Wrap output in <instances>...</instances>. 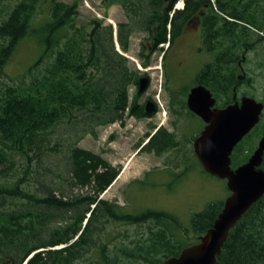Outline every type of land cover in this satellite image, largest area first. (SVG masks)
I'll list each match as a JSON object with an SVG mask.
<instances>
[{"label":"trees","instance_id":"trees-1","mask_svg":"<svg viewBox=\"0 0 264 264\" xmlns=\"http://www.w3.org/2000/svg\"><path fill=\"white\" fill-rule=\"evenodd\" d=\"M177 2L122 0L126 21L117 27L120 48L127 49L131 33L145 31L152 48L162 50L160 44L180 33L177 16L190 15L203 0H190L184 10L175 9ZM77 3L0 0V74L21 38L37 37L44 45L22 76L0 85V264L161 261L197 240L223 206L212 202L194 213L191 225L196 237L187 241L173 214L153 209L132 214L101 197L117 178L118 167L78 142L85 134L97 137L100 126L123 121L127 109L137 118L145 113L142 107L133 111L138 95L129 99L128 88L137 85L139 72L129 68L126 57L115 49L111 26L97 18L79 24ZM213 3L229 17L214 19L216 56L208 65L214 66L210 90L217 104L224 106L232 91L221 87L235 82L225 61L233 64L240 41L251 45L257 40L254 28L264 30V0ZM207 32L206 27L205 40ZM255 48L261 59L257 64L264 70V45L256 43ZM148 135L144 151L161 154L178 146L175 131L163 126ZM260 135L258 124L234 147L232 168L246 162ZM121 224L133 227L134 234L116 229ZM217 264H264V195L229 231Z\"/></svg>","mask_w":264,"mask_h":264},{"label":"rangeland","instance_id":"rangeland-1","mask_svg":"<svg viewBox=\"0 0 264 264\" xmlns=\"http://www.w3.org/2000/svg\"><path fill=\"white\" fill-rule=\"evenodd\" d=\"M62 1L72 3L77 0ZM77 4L79 24L88 23L91 19L97 18L102 25L111 26L115 49H119L117 51L126 57L129 68L139 72V77L143 76V72L149 67H154L146 72L149 73L151 79L149 86L144 93H141L142 95L138 94L137 98L143 100L144 97L151 95L161 106L160 111L151 118L132 119L125 113L124 125L114 122L100 126L96 129L97 137L85 134L78 142L80 147L100 154L111 165L118 167L119 174L121 173L101 197L118 203L123 206L124 212L132 214L141 213L146 209L169 212L178 219L185 230L183 231L185 239L193 241L196 235L192 231V215L202 211L208 203L223 202L230 191L225 179L208 174L192 154L185 153L191 148L192 137L201 130V119L197 116H189L188 113L175 118L172 115V107L168 108L166 91L171 92L170 103L175 101L177 104L179 94L175 92L176 88L189 79L196 67V59L182 53L185 37L188 41L196 39L190 34L192 29L187 28L184 31V37L176 43L173 50H176L178 57L171 54L170 79L165 81L166 76L162 63L163 49L166 46L162 50L150 53L145 44L146 34L143 31L129 35L126 50L117 46L115 36L117 37L118 24L126 21L122 0H78ZM44 11L38 15L34 21L35 24L41 21ZM43 50L44 45L37 37L21 38L3 66L0 85L11 84L22 76L36 62ZM143 53L150 55L151 58V63L147 59V67L142 65ZM258 56L259 50L247 55L251 57L247 59V67L252 80L250 85L242 86L240 92L246 90L255 99L264 103V70L257 64L261 61V59H256ZM182 57L190 68L188 72H180L175 66V60ZM49 61V59L45 60L47 63ZM136 91V86H129V99L137 93ZM258 124L261 127L264 125V108ZM160 125L169 131H175L179 141L178 151H165L159 156L142 149L138 151V146L147 140L146 135L152 133ZM116 229L121 231L125 229L128 235H133L135 231L133 227L122 224ZM74 264H84V262L77 261Z\"/></svg>","mask_w":264,"mask_h":264},{"label":"water","instance_id":"water-1","mask_svg":"<svg viewBox=\"0 0 264 264\" xmlns=\"http://www.w3.org/2000/svg\"><path fill=\"white\" fill-rule=\"evenodd\" d=\"M147 86L146 76L138 79L137 93ZM215 98L203 86L193 87L187 96L188 109L198 115L204 126L194 138L193 152L202 169L210 175L226 180L229 195L209 227L198 239L161 261L149 264H217L229 231L243 214L264 195V125L256 148L246 162L231 167V153L235 145L259 122L264 103L250 96L223 108L215 107ZM150 106L148 107V105ZM152 111L151 102L146 112Z\"/></svg>","mask_w":264,"mask_h":264},{"label":"flooded vegetation","instance_id":"flooded-vegetation-1","mask_svg":"<svg viewBox=\"0 0 264 264\" xmlns=\"http://www.w3.org/2000/svg\"><path fill=\"white\" fill-rule=\"evenodd\" d=\"M178 1H181V3L179 5V7L176 6L175 9H180V10H184L186 3L190 2V0H178ZM211 2H212V5L210 3H208L206 0H203V3L201 4V6L199 8H196V9H193V10L189 11L190 15H188V16H184L183 14H179L177 16V21L181 22L180 33L178 35H176L172 41L168 42V45L163 49V57H164V59H163V63L162 64H163V68H164V71H165V76H166L165 81H166L167 79H170L169 66H170V63H171V60H172L171 59V54H174L175 57H178L177 56L178 53L176 52V50H173V49L175 48L176 43L181 38L184 37V31L187 28L191 27L192 32L190 34H192V36L195 37L196 39H193L192 41H188L187 37H185L186 41H185V44L183 46L182 53L187 55V56L189 55L192 58H195L196 61H197L196 62V67L194 68V70L190 74L189 79L187 81L181 83L178 86V88H176L175 92L179 94V101L177 102V104H175V101H174V103H170V99H171L170 93L171 92H167L166 91L167 98H168V108L173 107V109H172V113L173 114L172 115H174L175 118L178 117V115L182 116L183 113H188L189 116L193 115V116H197L199 119H201L198 115H196L195 113L191 112L188 109L187 96H188L190 90L193 87H195V86H203V87H205L207 90H209L211 92L210 87H209L212 84V79H213V73L211 71V68H214V66L209 67L208 65L213 63V61L215 60V56H216V51H215V48H214L215 44H214V39H213V37L215 35L211 31H212V29H214L213 28L214 27L213 23H214V19L217 18L216 15L217 16L226 17L227 19H229V17L224 16L221 13L218 12L216 5L213 3L214 0H211ZM238 25H239L238 27L241 29L242 25L241 24H238ZM206 27H207L208 32H207V37H206V40H205L204 39V30L206 29ZM253 31L257 33L256 34V39L257 40L252 41L251 45H247V42H245V41H240L238 47H235L236 50L238 49V54H239L238 56H236V60L233 62V64H231L230 61H227V62L225 61L224 66H226L227 68L230 67L232 69V76L235 79V82L232 84L231 87H230V84L227 85L228 83H224V85H225L224 88L221 87V89L225 90L226 92H230V89H231V91H232V99H231L230 102H228L224 106H219L217 104V101H216L214 106L217 107V108H223V107H226L227 105L233 103V96L234 95H235V98H236L237 101H239L242 96L253 97V95L250 94V93H247L246 90L240 92V90H242V86L250 85V82L252 80L250 78V75H249L250 70H248V67H247V59H249L251 57H247V55L248 54H253L257 50V48L253 49V45L254 44L259 43L260 45H264V30H257V29L254 28ZM143 32L145 33V31H143ZM145 37H146L145 38V40H146L145 44H146V47L148 48L150 53L151 52L153 53L156 50H159V49L152 48L150 40L147 39L146 35H145ZM204 40L207 41V44L204 42ZM143 55L144 56L141 59L142 60H146V57H148L147 59H149L150 63H151L150 55H146L144 53H143ZM233 58H235V57L233 56ZM256 59H260V56L256 57ZM175 66L180 72H188V71H190V68L185 63L184 57L177 58L175 60ZM207 66H208V69H207ZM144 67H147V65L144 66ZM152 69H154V67L153 68L149 67L147 69V71L152 70ZM147 71L143 72L144 75L142 74L143 76L146 75V78H147L146 89H147V87L149 86V84L151 82V79L149 77L150 76L149 73H146ZM230 73H231V71L229 70L228 73H227V76H228L229 79L231 77ZM140 77H138V79ZM136 87H138V81H137ZM146 89L142 93H144L146 91ZM139 94L142 95L141 93H139ZM211 94L215 98L213 92H211ZM137 95H138V93H137ZM180 96L182 98H180ZM215 100H216V98H215ZM148 101L151 102L152 111L150 113L146 112V105H147ZM171 102H172V100H171ZM136 107H142V109H144L145 116L142 117V118H146V117H150L151 118L153 115H156L160 111V107L161 106L158 104L156 98H154L153 96L149 95L147 97H144L143 100H139L137 98V101H136V103H135V105L133 107V111H134V109ZM174 108L178 112H174ZM129 111L130 110L127 109L126 113L129 112ZM127 116H129L132 119H141V118H137L134 115V113H129V114L127 113ZM124 119L125 118H123V120ZM189 120H190V118H189ZM117 123L119 125H124V121L117 122ZM201 123H202V127H201V129H202L204 124H205L202 119H201ZM161 126L162 125L158 126L155 129L157 130ZM261 134H262V127H261ZM151 135H152V133L150 132V134L148 136H151ZM197 135L192 137L191 148L187 149L185 151V153L187 155L188 154H192L193 157H195V158H196V156H195V154L193 152L192 143H193L194 138ZM260 137H261V135H260ZM260 137H259V139H260ZM259 139H258V141H259ZM258 141H257V143H258ZM146 143H147V141H145L143 144H140L138 146L137 150L138 151L141 150L142 147H144ZM256 146H257V144H256ZM256 146H255V148H256ZM178 147H179V145L174 147L173 149H171L168 152L178 151ZM253 150H252V152H253ZM148 152H153V151H148ZM153 153H155V152H153ZM162 153H164V152H162ZM161 154H156V155L159 156Z\"/></svg>","mask_w":264,"mask_h":264},{"label":"bare ground","instance_id":"bare-ground-1","mask_svg":"<svg viewBox=\"0 0 264 264\" xmlns=\"http://www.w3.org/2000/svg\"><path fill=\"white\" fill-rule=\"evenodd\" d=\"M179 5H180V2L177 4V7H179ZM117 40V37L115 36V42H116V44H117V46L119 47V45H118V42L116 41ZM117 50H119V49H117ZM150 106V104L148 105V107ZM155 131H156V129L152 132V134H154L155 133ZM121 174V173H120ZM120 174L117 176V178H116V180L120 177ZM115 181V180H114ZM111 186V185H110ZM109 186V187H110ZM34 253V252H33ZM24 264V263H23Z\"/></svg>","mask_w":264,"mask_h":264}]
</instances>
